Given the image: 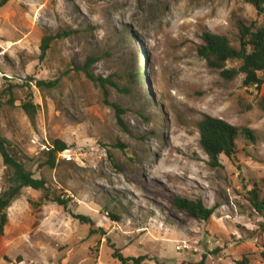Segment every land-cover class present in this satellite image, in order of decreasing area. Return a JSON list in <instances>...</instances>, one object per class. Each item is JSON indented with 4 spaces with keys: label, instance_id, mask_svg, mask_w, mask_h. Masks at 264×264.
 <instances>
[{
    "label": "rangeland",
    "instance_id": "374dc122",
    "mask_svg": "<svg viewBox=\"0 0 264 264\" xmlns=\"http://www.w3.org/2000/svg\"><path fill=\"white\" fill-rule=\"evenodd\" d=\"M248 1L11 0L0 8V135L34 178L70 201L64 208L23 190L7 210L0 264H121L114 250L147 257L142 264H264V214L250 201L253 190L264 198V86L226 80L198 54L204 33L239 48L238 22L264 24ZM65 32L41 58L44 39ZM89 58L107 98L81 70ZM137 69L145 73L138 84ZM38 81L58 83L41 89ZM8 84L30 87L33 118L23 96L14 105L3 97ZM206 116L254 132L253 142L238 139L234 160L221 157L220 170L200 144ZM56 141L68 150L54 169L40 168ZM7 175L0 156V195ZM178 197L201 199L214 215L180 213Z\"/></svg>",
    "mask_w": 264,
    "mask_h": 264
},
{
    "label": "trees",
    "instance_id": "16d2710c",
    "mask_svg": "<svg viewBox=\"0 0 264 264\" xmlns=\"http://www.w3.org/2000/svg\"><path fill=\"white\" fill-rule=\"evenodd\" d=\"M11 0H0V8L5 6ZM261 14L264 15V0H249ZM239 48L231 45L230 41L220 35L211 33H204L202 35L203 45L198 49V54L203 58L208 67L220 71V74L226 80H234L240 75L244 76L243 84L245 87H255L260 91L264 86V24L256 26L255 24L246 25L243 22L237 23ZM70 34L65 32L63 35L58 34L56 37L48 36L44 39L41 47V58H44L48 52L51 43L54 40L69 37ZM97 62L96 58H89L86 65L81 69L86 77L97 84L103 91L105 97L108 96V89L106 87L107 81L102 77H97L91 71V66ZM229 62H239L238 69H227ZM141 76L145 73L137 69L133 75V81L138 84ZM55 82L38 81L37 87L41 89L55 88ZM113 87H116L111 83ZM29 86L24 84H8L3 92V97H8L9 105H14V102L19 101V94L23 102L22 108L34 117L35 107L32 103L33 94ZM127 91V89H125ZM18 95V96H17ZM2 96V95H1ZM1 100V97H0ZM260 109L264 113V94L259 102ZM113 108L118 114V122L121 127L125 129L122 119L119 114L123 111L114 104ZM200 144L204 152L209 158V166L214 170L223 168L221 164V157L225 156L229 160H234L238 154L237 141L239 138H244L247 141H255L254 132L246 127H237L228 124L227 122L206 116L199 124ZM68 150L66 143L56 141L53 148L48 151H43L40 160V168L54 169L58 163V155ZM0 156L3 159L4 165L8 169L7 182L8 189L0 195V236L4 233V228L8 222L7 210L11 204L18 199L25 189H32L44 194L46 202L58 204L61 207L67 208L69 200L62 199L55 192H52L48 187V183L43 179L34 178V174L27 169V159L18 154L13 144L6 138L0 135ZM250 201L255 209L264 214V198H261L257 190L250 192ZM173 207L180 213H185L189 217L199 220L208 221L214 215V209L208 208L201 199L191 200L187 198H175L172 202ZM37 206V205H34ZM114 221H120L121 218L113 213H108ZM82 225L92 226L90 218L82 215L75 217ZM97 234V231H90V236ZM113 258L118 260L121 264H142L147 260V257L129 258L124 257L119 251L114 250ZM205 258V257H204ZM199 264H205L203 259ZM236 264H250L247 258L237 262Z\"/></svg>",
    "mask_w": 264,
    "mask_h": 264
}]
</instances>
